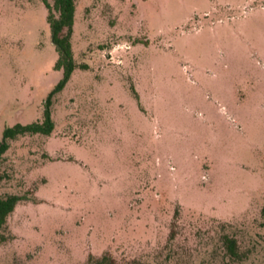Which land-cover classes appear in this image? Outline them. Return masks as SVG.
Instances as JSON below:
<instances>
[{
    "label": "rangeland",
    "instance_id": "obj_1",
    "mask_svg": "<svg viewBox=\"0 0 264 264\" xmlns=\"http://www.w3.org/2000/svg\"><path fill=\"white\" fill-rule=\"evenodd\" d=\"M72 45L54 129L0 159L28 197L0 264H264V0H78ZM57 59L44 0H0V138L42 119Z\"/></svg>",
    "mask_w": 264,
    "mask_h": 264
},
{
    "label": "trees",
    "instance_id": "obj_2",
    "mask_svg": "<svg viewBox=\"0 0 264 264\" xmlns=\"http://www.w3.org/2000/svg\"><path fill=\"white\" fill-rule=\"evenodd\" d=\"M44 2L48 8V21L51 27L52 40L58 50L56 66L64 69V75L46 98L42 119L27 124L17 122L4 128L0 138V159L9 149L11 141L16 137L27 133L40 132L49 134L52 132L55 126L52 114L55 96L69 80L76 65L73 57L72 34L78 0H44ZM26 198H28L26 194L18 192L0 194V242L8 238L6 233L8 216L15 209L16 205ZM175 235V231L172 230L171 238L175 237ZM221 237L227 254L232 259L238 261L241 255L237 237L226 231L222 233ZM85 264H116V260L111 253L105 252L101 255L90 254Z\"/></svg>",
    "mask_w": 264,
    "mask_h": 264
},
{
    "label": "crops",
    "instance_id": "obj_3",
    "mask_svg": "<svg viewBox=\"0 0 264 264\" xmlns=\"http://www.w3.org/2000/svg\"><path fill=\"white\" fill-rule=\"evenodd\" d=\"M231 1V0H230ZM223 6V9H221L220 7H222ZM215 14L218 16V15H220V14H222V13H228L229 15H233L234 14V11H233V9H232V7H231V3L229 2L228 3V7L227 6H225V5H221V6H218L217 8H215ZM210 13V12H209ZM256 14H257V12H255V13H252L251 15H249V16H252V17H254V16H256ZM220 17H222L221 15L220 16H218V19L220 18ZM199 28V27H198ZM222 28V27H221ZM221 28H219L218 30H216L217 32L219 31V30H221ZM239 31H240V33L242 34V35H245L247 32H246V30L244 29V28H241L240 27V29H239Z\"/></svg>",
    "mask_w": 264,
    "mask_h": 264
}]
</instances>
